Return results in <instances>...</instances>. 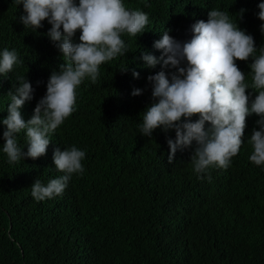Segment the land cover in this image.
Instances as JSON below:
<instances>
[{
    "label": "trees",
    "instance_id": "obj_1",
    "mask_svg": "<svg viewBox=\"0 0 264 264\" xmlns=\"http://www.w3.org/2000/svg\"><path fill=\"white\" fill-rule=\"evenodd\" d=\"M262 2L127 0L129 10L148 15L144 33L122 35L126 55L102 64L97 83L82 82L75 111L50 134L46 155L9 164L2 123L11 103L8 93H14L18 77L28 79L34 99L21 113L25 121L31 119L50 75L64 60L47 36V20L37 32L25 29L19 22L23 5L0 0V52L14 49L23 62L6 77L0 74V264H264V166L250 161L248 143L260 117L246 118L244 142L230 166L210 167L200 174L203 179L191 163L195 142L178 150L169 164L167 137L175 139V131L157 128L152 137L140 132L142 112L156 102L148 76L172 71L145 67L143 52L159 58L154 42L165 30L173 37L182 28L174 38L188 41L194 19L218 9L254 37L258 55L264 47V21L258 18ZM252 62L236 61L249 85ZM127 66V72L120 70ZM135 89L142 94L133 96ZM246 94L252 100L258 95L251 88ZM17 141L26 152V131ZM73 145L86 153L83 174H73L62 195L38 202L31 186L36 179L46 185L63 175L55 168L54 150Z\"/></svg>",
    "mask_w": 264,
    "mask_h": 264
},
{
    "label": "clouds",
    "instance_id": "obj_2",
    "mask_svg": "<svg viewBox=\"0 0 264 264\" xmlns=\"http://www.w3.org/2000/svg\"><path fill=\"white\" fill-rule=\"evenodd\" d=\"M15 3L23 5L25 14L19 22L25 29L37 32L44 27L42 22L48 21L51 28L47 36L61 52L64 63L50 75L46 94L37 102L31 119L25 121L21 113L24 104L34 99L28 79L18 77L14 93H8L11 103L2 123L6 126L3 152L9 164L46 155L50 134L75 111L78 87L85 79L97 83L100 66L128 52L122 35L136 37L144 33L149 23L145 12L127 8V0H78V3L77 0H15ZM258 7V18L264 21V2ZM207 15L208 18L194 19L193 35L188 41L174 38L184 32L182 28L173 37L165 30L162 38L154 42V47L162 52L159 58L143 52L145 67L155 69L161 65L172 71L161 70L148 76L156 102L142 112L140 132L152 137L157 128L165 133L175 131V139L167 137L169 164L174 162L178 150L191 148L195 142L191 163L200 175L213 166L223 169L230 166L244 142L246 118L256 114L260 117L256 122L259 130L253 129L248 140L253 149L249 159L257 166H264V47L259 48L257 55L254 37L241 30L228 12L213 9ZM78 30L81 34L79 42H75ZM260 30L264 33V24ZM250 58L253 60L251 85L245 82V73L236 63ZM22 63L16 50L5 48L0 52V74L5 77L14 65ZM120 70L127 72L128 66ZM132 74L135 78L140 76L134 69ZM249 88L258 93L254 100L246 94ZM141 94V89L132 92L133 96ZM194 116L198 119L193 122ZM22 130L26 131V152L17 141ZM85 156V151L74 145L63 151L57 147L53 161L63 175L46 185L36 179L31 186L33 198L39 202L62 195L73 174H83Z\"/></svg>",
    "mask_w": 264,
    "mask_h": 264
}]
</instances>
